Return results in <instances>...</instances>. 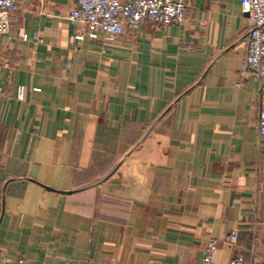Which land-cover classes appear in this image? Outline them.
Masks as SVG:
<instances>
[{"label":"crops","instance_id":"obj_1","mask_svg":"<svg viewBox=\"0 0 264 264\" xmlns=\"http://www.w3.org/2000/svg\"><path fill=\"white\" fill-rule=\"evenodd\" d=\"M75 1L18 0L0 34V264H191L211 239L215 263L264 264L241 1L179 0L182 23L112 40L75 37Z\"/></svg>","mask_w":264,"mask_h":264},{"label":"built area","instance_id":"obj_2","mask_svg":"<svg viewBox=\"0 0 264 264\" xmlns=\"http://www.w3.org/2000/svg\"><path fill=\"white\" fill-rule=\"evenodd\" d=\"M248 14L250 35L246 53L241 61L238 80L235 85L243 86L246 75L254 76L260 84L259 138L264 146V0H240ZM18 0H0V34L8 31L10 16ZM186 18V5L179 0H76L69 11L68 19L85 27L77 39L88 36L92 39L112 40L123 33H134L139 25H172L182 23ZM26 39V36H23ZM0 94L3 91L0 90ZM19 97L23 98L20 91ZM237 240V231L229 234V245ZM215 240H209L203 257L191 264H218L212 259ZM4 264H44L36 259L16 257ZM227 264H245L243 253L235 251Z\"/></svg>","mask_w":264,"mask_h":264},{"label":"water","instance_id":"obj_3","mask_svg":"<svg viewBox=\"0 0 264 264\" xmlns=\"http://www.w3.org/2000/svg\"><path fill=\"white\" fill-rule=\"evenodd\" d=\"M251 30L249 29L247 37H249ZM48 189H51V187L45 186ZM61 192H67V191H61Z\"/></svg>","mask_w":264,"mask_h":264}]
</instances>
